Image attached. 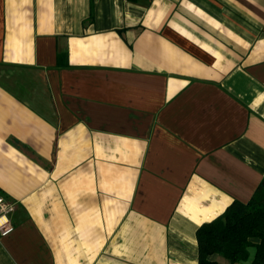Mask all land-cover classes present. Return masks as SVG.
Listing matches in <instances>:
<instances>
[{
    "label": "crops",
    "instance_id": "crops-1",
    "mask_svg": "<svg viewBox=\"0 0 264 264\" xmlns=\"http://www.w3.org/2000/svg\"><path fill=\"white\" fill-rule=\"evenodd\" d=\"M263 179L264 0H0V264H199Z\"/></svg>",
    "mask_w": 264,
    "mask_h": 264
},
{
    "label": "trees",
    "instance_id": "trees-1",
    "mask_svg": "<svg viewBox=\"0 0 264 264\" xmlns=\"http://www.w3.org/2000/svg\"><path fill=\"white\" fill-rule=\"evenodd\" d=\"M199 264H215L211 257L219 254L231 264L251 260L264 264V179L248 202L235 200L226 211L197 230Z\"/></svg>",
    "mask_w": 264,
    "mask_h": 264
},
{
    "label": "built area",
    "instance_id": "built-area-1",
    "mask_svg": "<svg viewBox=\"0 0 264 264\" xmlns=\"http://www.w3.org/2000/svg\"><path fill=\"white\" fill-rule=\"evenodd\" d=\"M15 208V202L0 195V235L6 236L14 231L15 225L12 222L11 214Z\"/></svg>",
    "mask_w": 264,
    "mask_h": 264
}]
</instances>
